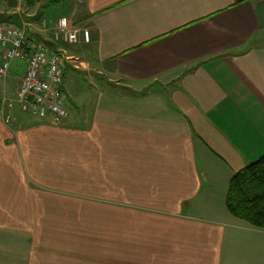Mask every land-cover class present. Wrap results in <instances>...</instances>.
<instances>
[{"label":"crops","instance_id":"obj_1","mask_svg":"<svg viewBox=\"0 0 264 264\" xmlns=\"http://www.w3.org/2000/svg\"><path fill=\"white\" fill-rule=\"evenodd\" d=\"M68 5L114 85L56 122L0 82V264H264V228L226 205L264 154V0Z\"/></svg>","mask_w":264,"mask_h":264},{"label":"built area","instance_id":"obj_2","mask_svg":"<svg viewBox=\"0 0 264 264\" xmlns=\"http://www.w3.org/2000/svg\"><path fill=\"white\" fill-rule=\"evenodd\" d=\"M44 25H47L46 21ZM56 39L61 37L69 43L79 41V32L73 30L68 18L62 17L57 22ZM82 37L91 39V31L84 29ZM24 59L27 68L22 76L15 95L2 99L4 106L12 111L19 110L40 119L51 117L62 122L70 115V108L65 103L64 67L65 54L55 51L44 41L34 42L25 29L8 25L0 29V76L9 74L12 61ZM14 119L12 113L6 116V122Z\"/></svg>","mask_w":264,"mask_h":264},{"label":"rangeland","instance_id":"obj_3","mask_svg":"<svg viewBox=\"0 0 264 264\" xmlns=\"http://www.w3.org/2000/svg\"><path fill=\"white\" fill-rule=\"evenodd\" d=\"M68 1L69 0H37L34 6H30L26 0H0V18L4 17L0 19V29L8 25H16L27 30L31 28L30 26L33 28L35 27L37 31L47 30L50 33V42L57 45L59 44L60 47H62L61 50L65 54L63 63H65L67 59H70L67 60L70 62L66 64L68 66L64 67L63 89L66 105L73 109L76 107H83L84 112L89 111V113H92L95 109V101L97 99L95 94L98 88L108 85L107 87L105 86V88L112 89L114 84L109 82L108 78L104 75L97 74V71H99L97 66L89 65L92 58L87 55L88 53H85L86 49L82 47V41H84L83 44H90L92 41V33L90 41L86 42L81 34L84 29H89L91 31V27H83L84 24L80 23L76 15V9L68 5L71 0ZM40 11V16H38ZM62 17L68 18L72 29L79 32V41L77 43H69L64 37L56 39L55 30L57 28V22ZM49 20L50 25H48ZM45 21L47 25H44ZM17 22L19 24H17ZM30 23L32 24L28 25ZM26 68V61L16 58L12 61L9 73L14 76L24 75ZM103 73L105 74L104 71ZM7 78V76H0V82L3 83ZM5 97H9V95ZM26 115L27 118L32 121L41 120L36 116Z\"/></svg>","mask_w":264,"mask_h":264},{"label":"trees","instance_id":"obj_4","mask_svg":"<svg viewBox=\"0 0 264 264\" xmlns=\"http://www.w3.org/2000/svg\"><path fill=\"white\" fill-rule=\"evenodd\" d=\"M26 1L28 5L34 6L37 0ZM226 205L234 216L252 226L264 228V154L234 174L229 184Z\"/></svg>","mask_w":264,"mask_h":264}]
</instances>
